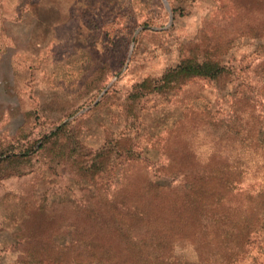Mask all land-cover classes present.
Wrapping results in <instances>:
<instances>
[{"label":"rangeland","instance_id":"1","mask_svg":"<svg viewBox=\"0 0 264 264\" xmlns=\"http://www.w3.org/2000/svg\"><path fill=\"white\" fill-rule=\"evenodd\" d=\"M183 61L221 72L164 83ZM243 194L264 195V0H0V264H220L204 212L254 209L264 249Z\"/></svg>","mask_w":264,"mask_h":264},{"label":"trees","instance_id":"2","mask_svg":"<svg viewBox=\"0 0 264 264\" xmlns=\"http://www.w3.org/2000/svg\"><path fill=\"white\" fill-rule=\"evenodd\" d=\"M221 70L216 65L210 64V63H196L193 61H183L181 62L177 67L174 69L169 70L165 76L163 77L164 83H173L175 82L179 76H187V77H204L209 79H214L220 74ZM238 189H235V192H237ZM250 200V204L253 207L260 204L262 201H264V195L263 196H256L255 198L252 197L249 194H243V200ZM223 203L222 206H224ZM242 209V208H241ZM254 212V209H251L249 212L241 210L240 212H237V214L233 213H222L220 214L219 218H214L211 214H208L204 212V219L207 222H212L213 225L216 227L218 221L222 218L225 222V227L227 228V235L228 241L231 243V245H227V247L223 248L221 251L220 256L226 257L225 259L219 262L220 264H228V259L232 258H242L246 254L248 256L250 255H263L264 249H260V247L256 246L255 243H251L252 247L250 250H245L246 244L248 245V242L250 244V238L254 237L256 235V227L257 225L253 224V218L252 214ZM255 241V240H254ZM217 253H220L217 251ZM254 257V256H253Z\"/></svg>","mask_w":264,"mask_h":264}]
</instances>
